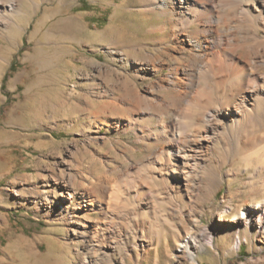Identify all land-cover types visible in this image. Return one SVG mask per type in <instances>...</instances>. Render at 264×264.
Returning <instances> with one entry per match:
<instances>
[{"label":"rangeland","instance_id":"obj_1","mask_svg":"<svg viewBox=\"0 0 264 264\" xmlns=\"http://www.w3.org/2000/svg\"><path fill=\"white\" fill-rule=\"evenodd\" d=\"M145 3L16 0L14 12L0 10L1 18L13 16L10 24L0 20V264H83L86 255L91 264H264V231L239 225L237 247L234 215L264 202V163L257 154L246 163L237 146L227 153L224 148L209 152L212 161L221 158L219 170L210 180L209 167L203 168L200 188L174 193L170 181L157 179V197L142 200L140 211L152 222L134 226L125 219L124 226L110 225L113 235L124 229L113 248L78 237L71 208L61 217L43 202L45 196L59 200L52 174L74 175L82 183L78 190L101 174L110 175L111 184L123 180L113 168H124L133 136L101 126L99 120L117 115L110 103L120 104L127 89L147 92L152 81L169 73L164 67L143 75L135 68L159 55L162 35L151 29L165 22ZM153 94L163 95L159 89ZM88 122L101 126L98 141H88ZM133 198L128 207L137 205ZM104 201L95 199L90 213L83 210L80 217L106 224L95 207ZM223 209L232 220L224 219ZM193 237L199 246L191 258L183 246ZM210 238V246L200 247ZM95 244L102 248L99 254H93Z\"/></svg>","mask_w":264,"mask_h":264},{"label":"bare ground","instance_id":"obj_2","mask_svg":"<svg viewBox=\"0 0 264 264\" xmlns=\"http://www.w3.org/2000/svg\"><path fill=\"white\" fill-rule=\"evenodd\" d=\"M15 1L0 0V10L14 12ZM146 1L147 9L157 10L165 22L151 29L162 35L159 55L135 68L143 75L160 72L164 67L169 73L152 81L147 92L127 82L135 86L126 90L127 98L120 104L110 103L117 115L112 120H99L101 126L131 132L133 136L131 155L125 157L124 168H113V174L122 175L123 180L111 184L112 177L101 174L98 180L78 190L82 183L74 175L52 174V189L59 200L51 201L48 196L43 200L49 212L61 217L71 208L70 222L78 237L88 243L106 242L108 248L119 243L117 238L124 231L120 228L113 235L111 226L125 219L134 226L150 223L152 219L140 217V211L142 200L157 197V179L170 181L168 188L174 193L200 188L198 185L204 183L203 168L209 167L210 180L217 175L221 158L212 161L209 152L219 148L227 153L237 146L246 163L255 158L254 154L259 155V163H264V0ZM6 14L0 20L10 24L13 16ZM169 60L177 64H169ZM156 89L163 95L149 96ZM101 126L94 128L92 122L87 123L89 142L99 140L95 133ZM137 151L142 155L138 156ZM133 195L137 205L128 207ZM100 197L104 204L95 207L105 216L106 224L99 218L93 222L83 219L85 215L81 218L80 212L88 213ZM152 207L157 210L154 204ZM221 211L224 219L232 220L226 210ZM233 218L238 223L234 229L238 247L239 225L264 231V202L239 211ZM211 239L201 242L200 247L210 246ZM196 240L188 239L183 246L191 258L199 246ZM92 246L93 254L101 252L102 248ZM82 260L83 264L92 261L89 255Z\"/></svg>","mask_w":264,"mask_h":264}]
</instances>
